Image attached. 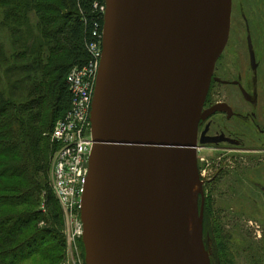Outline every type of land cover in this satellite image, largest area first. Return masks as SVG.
<instances>
[{
	"label": "water",
	"instance_id": "obj_1",
	"mask_svg": "<svg viewBox=\"0 0 264 264\" xmlns=\"http://www.w3.org/2000/svg\"><path fill=\"white\" fill-rule=\"evenodd\" d=\"M106 4L81 209L87 264H211L197 132L218 109L203 111L232 0Z\"/></svg>",
	"mask_w": 264,
	"mask_h": 264
},
{
	"label": "trees",
	"instance_id": "obj_2",
	"mask_svg": "<svg viewBox=\"0 0 264 264\" xmlns=\"http://www.w3.org/2000/svg\"><path fill=\"white\" fill-rule=\"evenodd\" d=\"M104 4L105 0H0L1 30L6 31L14 51V61L5 72L8 76L0 78V85L9 81L17 98L7 100L0 88V248L6 247L0 252V264L18 263L20 259L33 263L35 256L46 253L48 242L56 243L61 251L66 247L63 210L52 186L42 180L49 169V154L56 151L48 136L77 100L69 73L94 60L92 47L101 40ZM25 92L28 97L37 96L36 113L34 107L21 105L28 99ZM46 100L52 114L45 113ZM39 196L46 211L18 217L10 226L13 215L4 213L29 204L30 198L35 202ZM39 220L46 226L41 234L47 236L39 242H20ZM215 225L205 199L206 247ZM25 249L27 252L22 253Z\"/></svg>",
	"mask_w": 264,
	"mask_h": 264
},
{
	"label": "rangeland",
	"instance_id": "obj_3",
	"mask_svg": "<svg viewBox=\"0 0 264 264\" xmlns=\"http://www.w3.org/2000/svg\"><path fill=\"white\" fill-rule=\"evenodd\" d=\"M0 11V78L2 80V78L8 76L5 75V72L7 73V68L14 61V51L12 50L11 40L6 37V31L1 30L2 9ZM29 14H27V18ZM32 14L29 15L31 20H33ZM61 57L60 62H64V57ZM0 86L5 91L7 100H15L16 97L10 89L9 81H3ZM25 94L28 99L21 105L26 108L34 107L36 113L37 96L28 97L26 92ZM45 103L48 104L43 107L45 113L52 114L53 109L49 101L46 100ZM48 133L44 135L48 136ZM256 133V129H251L249 140H245L244 145L246 147L244 149L221 144L217 146L207 145L199 150V184L209 204L211 219L216 223L206 241L211 264H264V152H258V150L262 151L261 149H264V137L259 134L254 135ZM48 137L51 138V134ZM54 154L55 152L49 154V169L42 179L43 183H47L50 187L52 184ZM16 201L18 200L14 199V202ZM34 201L30 198L28 200L29 204L23 207H13L8 213H4L9 216L13 215L14 220L10 226L18 217L30 216L38 210L46 211L40 196ZM64 224L63 233L67 237L65 215ZM43 228H46V226L42 221L39 220L37 224L33 223V226L21 237L20 242H39L42 237L47 236L41 234ZM47 239L51 240L50 237ZM1 242L2 238H0ZM55 244L54 242H48L44 246L48 248L46 253L35 256L33 263L67 264L72 261V256H75L76 259L81 260L82 264H85L86 254L81 237L76 238L73 244V248L76 249L72 253L69 250L67 239L63 251ZM5 248V246L2 249L0 248V252ZM26 252V249L22 251V253ZM33 263L20 259L18 263L13 264Z\"/></svg>",
	"mask_w": 264,
	"mask_h": 264
},
{
	"label": "flooded vegetation",
	"instance_id": "obj_4",
	"mask_svg": "<svg viewBox=\"0 0 264 264\" xmlns=\"http://www.w3.org/2000/svg\"><path fill=\"white\" fill-rule=\"evenodd\" d=\"M216 106L199 123L197 148L227 144L244 149L251 129L264 137V0H232L229 37L203 110ZM202 138L214 141L202 143Z\"/></svg>",
	"mask_w": 264,
	"mask_h": 264
},
{
	"label": "built area",
	"instance_id": "obj_5",
	"mask_svg": "<svg viewBox=\"0 0 264 264\" xmlns=\"http://www.w3.org/2000/svg\"><path fill=\"white\" fill-rule=\"evenodd\" d=\"M106 3L103 7V15ZM103 29L101 40L94 44V60L83 67H75L68 75L77 100L72 103L65 118L55 122L51 132L56 151L52 161V189L67 220V242L74 252L76 238L81 237L83 226L79 217L88 176L89 156L94 144L91 133V110L97 75L103 54ZM67 264H82L72 256Z\"/></svg>",
	"mask_w": 264,
	"mask_h": 264
}]
</instances>
